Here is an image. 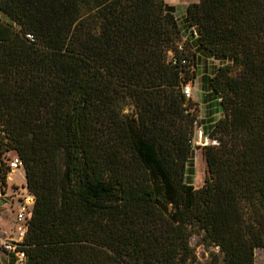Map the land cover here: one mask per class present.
Segmentation results:
<instances>
[{
    "label": "trees",
    "instance_id": "trees-1",
    "mask_svg": "<svg viewBox=\"0 0 264 264\" xmlns=\"http://www.w3.org/2000/svg\"><path fill=\"white\" fill-rule=\"evenodd\" d=\"M186 21L198 44L167 0H0V179L19 156L35 197L31 263L256 264L264 0H199ZM199 52L228 63L206 79L223 116L204 131L216 144L196 188L203 121L183 86ZM194 237L217 249L206 263Z\"/></svg>",
    "mask_w": 264,
    "mask_h": 264
},
{
    "label": "rangeland",
    "instance_id": "rangeland-1",
    "mask_svg": "<svg viewBox=\"0 0 264 264\" xmlns=\"http://www.w3.org/2000/svg\"><path fill=\"white\" fill-rule=\"evenodd\" d=\"M172 0H169V2ZM175 6V15L178 19L179 25L181 27L183 37L194 44H198V41L195 39L196 32L193 33L194 29H191L186 21V8L187 5L191 3H197L199 0H173ZM168 3V2H167ZM171 3V2H170ZM205 52H199L198 54V64L195 73L190 77L192 83V98L191 101L196 104L195 106L198 108L199 119L203 121V124L197 127L193 140V149L194 154L192 160L190 162V176L192 178V182L196 188H201L207 177V164L204 157V150L202 145H198L200 141L205 142L209 141V144H216L215 141L209 138L208 135L204 134V131L209 126L211 118L215 121L219 120L223 113L220 109L219 102L216 98L210 96L206 88V79L212 76L215 69H217L220 65L226 64L223 59L220 58H209L206 56L207 54H203ZM12 155V154H11ZM13 174V173H12ZM25 182V177L23 171H17L11 177L10 183H16L18 185H22ZM25 187V186H24ZM21 189V188H18ZM21 192L23 190H20ZM13 209L15 214L19 209V203L16 201L13 204ZM6 216V215H3ZM1 224V223H0ZM2 228L4 230H10L13 234H17L13 229V225L7 224V222H3ZM192 246L195 249L196 256L201 263H206L210 257V251H217L215 248H210L207 250L204 246L201 245V240L198 237H194L192 239ZM256 264H264V248L256 250ZM19 264H33L28 259L24 263Z\"/></svg>",
    "mask_w": 264,
    "mask_h": 264
},
{
    "label": "built area",
    "instance_id": "built-area-1",
    "mask_svg": "<svg viewBox=\"0 0 264 264\" xmlns=\"http://www.w3.org/2000/svg\"><path fill=\"white\" fill-rule=\"evenodd\" d=\"M28 38L33 40L32 35H28ZM179 49H184L183 43L179 44ZM171 56L174 57V54L171 53ZM173 62L176 63L174 58ZM182 64H187V60L183 59ZM192 87L191 82L183 86V93L188 100L192 98ZM6 163L10 170L6 182L0 179V223L7 222V224L13 225L12 230H15L17 234H13L10 230H4L0 224V264H9L6 259L10 255L15 260L13 264H19L28 259L26 253L22 250L21 244L25 240L28 231L27 223L33 215L35 197L27 191L24 184L10 183V176L12 177L13 172L24 170L21 158L13 155ZM16 201L19 203V209L15 214L13 204Z\"/></svg>",
    "mask_w": 264,
    "mask_h": 264
},
{
    "label": "crops",
    "instance_id": "crops-1",
    "mask_svg": "<svg viewBox=\"0 0 264 264\" xmlns=\"http://www.w3.org/2000/svg\"><path fill=\"white\" fill-rule=\"evenodd\" d=\"M167 2H168L170 5H173V6L175 5L174 2H173V0L170 1L171 3L169 2V0H167ZM194 31L196 32L195 39L198 40V34H197V30H196L195 28H194ZM183 41L185 42V41H189V40H186L185 37H183ZM18 171H20V170H18ZM22 171H23V174H24V177H25V170H22ZM16 172H17V171L13 172V174L16 173ZM13 174H12V177H13ZM25 178H26V177H25ZM14 261H15V260H14V258H13L11 255L9 256V258L6 259V262H8L9 264H13Z\"/></svg>",
    "mask_w": 264,
    "mask_h": 264
},
{
    "label": "water",
    "instance_id": "water-1",
    "mask_svg": "<svg viewBox=\"0 0 264 264\" xmlns=\"http://www.w3.org/2000/svg\"><path fill=\"white\" fill-rule=\"evenodd\" d=\"M198 145H202L203 147H204V146H208V145H209V141H208V140H206L205 142L200 141V142L198 143Z\"/></svg>",
    "mask_w": 264,
    "mask_h": 264
},
{
    "label": "bare ground",
    "instance_id": "bare-ground-1",
    "mask_svg": "<svg viewBox=\"0 0 264 264\" xmlns=\"http://www.w3.org/2000/svg\"><path fill=\"white\" fill-rule=\"evenodd\" d=\"M10 181H11V176H10Z\"/></svg>",
    "mask_w": 264,
    "mask_h": 264
}]
</instances>
